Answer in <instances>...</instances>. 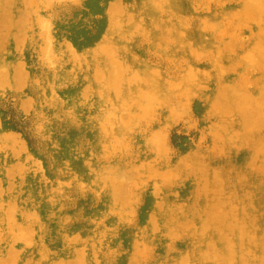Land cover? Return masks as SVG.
Instances as JSON below:
<instances>
[{
  "label": "rangeland",
  "instance_id": "obj_1",
  "mask_svg": "<svg viewBox=\"0 0 264 264\" xmlns=\"http://www.w3.org/2000/svg\"><path fill=\"white\" fill-rule=\"evenodd\" d=\"M44 1L0 0V264H264V0Z\"/></svg>",
  "mask_w": 264,
  "mask_h": 264
},
{
  "label": "bare ground",
  "instance_id": "obj_2",
  "mask_svg": "<svg viewBox=\"0 0 264 264\" xmlns=\"http://www.w3.org/2000/svg\"><path fill=\"white\" fill-rule=\"evenodd\" d=\"M8 1H9V0H8ZM40 1H41V0H40ZM43 1H44V0H43ZM47 1H48V0H47ZM52 1H54V0H52ZM52 1L49 0V2H47V4H48L49 6H50V4L52 5V3H50V2H52ZM151 1H152V0H151ZM153 1H154V0H153ZM259 1H260V0H259ZM18 2H19V1H18ZM44 2L46 3V1H44ZM247 2H248V1H247ZM249 2H250V1H249ZM255 2H256V1H255ZM49 3H50V4H49ZM54 3H55V2H54ZM160 3H161V1H160ZM260 3H261V2H260ZM260 3H259V4H260ZM2 4H3V3H2ZM28 4H29V3H28ZM164 4H165V3H164ZM169 4H170V3H169ZM246 4H247V3H246ZM246 4H245V5H246ZM255 4H256V3H255ZM261 4H262V3H261ZM261 4H260V5H261ZM54 5H55V4H54ZM157 5H158V4H157ZM250 5L252 6V3H251ZM251 6H249V8H250ZM256 6H257V5H256ZM256 6H255V7H256ZM25 7H26V6H25ZM160 7H161V6H160ZM244 7H245V6H244ZM51 8H52V7H51ZM117 9H118V8H117ZM117 9H116V10H117ZM257 9H258V7H257ZM262 9H263V11H264L263 6H262ZM262 9H261V10H262ZM1 10H3V9H1ZM1 10H0V11H1ZM4 10H5V9H4ZM164 10H165V9H164ZM261 10H260V13H261V14H264L263 11H261ZM37 11H40V9H38ZM162 11H163V9H162ZM251 11H252V10H251ZM116 12H117V11H116ZM172 12H173V11H172ZM118 13L120 14V12H118ZM256 13H257V12H256ZM256 13H255V15H256ZM27 14H28V13H27ZM38 14H39V13H37V17L39 16ZM174 14H175V13H174ZM236 15H237V14H236ZM257 15H258V13H257ZM4 16H5V15H4ZM8 16H9V15H8ZM20 16H21V15H20ZM112 16H113V15H112ZM263 16H264V15H263ZM18 17H19V15H18ZM42 17H43V16H42ZM257 17H258V16H257ZM257 17H256V18H257ZM4 18H5V17H4ZM39 18H40V19H39ZM111 18H112V17H111ZM173 18H174V17H173ZM256 18H255V19H256ZM258 18H259V17H258ZM18 19H19V18H18ZM20 19H22V18L20 17ZM20 19H19V20H20ZM37 19H39V20L41 21L42 18L39 16ZM43 19H45V18H43ZM43 19H42V21L44 22ZM118 19H119V18H118ZM263 19H264V18H263ZM8 20H9V19H8ZM22 20L24 21V19H22ZM26 21H27V20H26ZM26 21H25V22H26ZM48 21H49V20H48ZM48 21H47V23H48ZM125 21H126V20H125ZM130 21H131V19H130ZM133 21H134V20H133ZM254 21H255V20H253V22H254ZM18 22H19V21H18ZM18 22H17V23H18ZM37 22H38V20L36 21V23H37ZM193 22H194V21H193ZM21 23H22V21H21ZM23 23H24V22H23ZM39 23H40V22H38V26H39ZM112 23H113V22H112ZM256 23H257V22H256ZM259 23H260V22H259ZM0 24H1V23H0ZM5 24H6V23H5ZM18 24H19V23H18ZM261 24H263V23H261ZM261 24H260V25H261ZM23 25H24V24H23ZM35 25H37V24H35ZM126 25H127V24H126ZM131 25H132V24H131ZM260 25H259V26H260ZM7 26H8V25H7ZM9 26H10V25H9ZM11 26H12V24H11ZM17 26H19V25H17ZM261 26H262V25H261ZM117 27H118V26H117ZM9 28H10V27H9ZM21 28H22V27H20V29H21ZM32 28H33V27H32ZM32 28H31V29H32ZM39 28H40V27H39ZM47 28H48V27H47ZM33 29H34V28H33ZM36 29H37V28H36ZM48 29H49V28H48ZM117 29H118V28H117ZM263 29H264V28H263ZM5 31H6V30H5ZM111 31H112V30H111ZM123 31H124V30H123ZM179 31H180V30H179ZM8 32H10V31H8ZM260 32H261V31H260ZM115 33H116V32H115ZM122 33H123V32H122ZM36 34H37V33H36ZM39 34H40V36H39V39H40V37H41V35H42L43 33H39ZM104 34H105V33H104ZM11 35H12V34H11ZM14 35H15V34H14ZM14 35H13V36H14ZM37 35H38V34H37ZM43 35H44V34H43ZM108 35H109V34H108ZM23 36H24V35H23ZM101 36H102V35H101ZM109 36H110V35H109ZM184 36H185V35H184ZM262 36H263V35H262ZM104 37H105V36H104ZM112 37H113V36H112ZM125 37H126V36H125ZM180 37H181V36H180ZM23 38H24V37H22V39H23ZM42 38H44V37H42ZM42 38H41V39H42ZM14 39H15V38H14ZM19 39H20V38H19ZM47 39H48V38H47ZM110 39H111V38H110ZM110 39H109V40H110ZM17 40H18V39H17ZM44 40H45V43L48 42V41H46V39H42V40H40V41L44 43ZM111 40H112V39H111ZM121 40H123V38H121ZM124 40H125V39H124ZM15 41H16V39H15ZM23 42H24V41H23ZM23 42H22V43H23ZM124 42H125V41H124ZM4 43H6V41H5ZM13 43H14V42H13ZM17 43H18V41H16V44H17ZM43 43H42V44H43ZM45 43H44V44H45ZM116 44H118V43H116ZM116 44H115V45H116ZM174 44H175V43H174ZM40 45H41V44H40ZM45 45H47V43H46ZM101 45H102V44H101ZM3 46H5V45H3ZM17 46H18V45H17ZM17 46H16V47H17ZM21 46H22V45H21ZM23 47H24V46H23ZM66 47H67V46H66ZM120 47H121V46H120ZM256 47H257V46H256ZM256 47H254V48H256ZM3 48H4V47H3ZM42 48H43V46H42ZM44 48H45V46H44ZM17 49H18V48H17ZM67 49H68V47H67ZM102 49H103V48H102ZM108 49H109V47H108ZM125 49H126V48H125ZM88 50H89V49H88ZM100 50H101V49H99V51H100ZM16 51H18V50H16ZM74 51H75V50H74ZM91 51H92V50H91ZM91 51H90V52H91ZM96 51H97V49H96ZM99 51H98V52H99ZM110 51H113V50H110ZM128 51H129V50H128ZM77 52H78V51H77ZM100 52H101V51H100ZM100 52H99V53H100ZM113 52H114V51H113ZM45 53H46V52H45ZM75 53H76V52H75ZM94 53H95V51H94ZM15 54H16V53H15ZM76 54H77V53H76ZM212 54H213V53H212ZM68 55H69V54H68ZM262 55H263V54H262ZM46 56H47V55H46ZM97 56H98V55H97ZM110 56H111V55H110ZM42 57H43V56H42ZM84 57H85V56H84ZM100 57H101V56H100ZM259 57H260V56H259ZM69 58H70V57H69ZM122 58H123V57H122ZM66 59H67V58H66ZM75 59H76V58H75ZM245 59H246V58H245ZM260 59H262V58H260ZM96 60H97V59H96ZM256 60H257V59H256ZM263 60H264V59H263ZM248 61L250 62V60H248ZM248 61L246 60V62H248ZM116 63H117V62H116ZM239 63H240V62H239ZM15 65H16V64H15ZM18 65H20V64H18ZM21 65H22V64H21ZM232 65H233V64H232ZM98 66H99V65H98ZM219 66H221V65H219ZM239 67H240V66H239ZM15 68H16V67H15ZM107 68H108V67H107ZM190 68H191V67H190ZM190 68H189V69H190ZM233 68H234V67H233ZM18 69H19V68H18ZM18 69L16 68L17 71H18ZM21 69H22V68H21ZM98 69H99V68H98ZM101 69H102V68H101ZM119 69H120V68H119ZM132 69H134V68H132ZM246 69H247V68H246ZM252 69H253V68H252ZM19 70H20V69H19ZM22 70H23V69H22ZM113 70H115V68H114ZM4 71H5V70H4ZM130 71H131V70H130ZM146 71H147V70H146ZM215 71H216V70H215ZM12 72H13V71H12ZM21 72H22V71H21ZM113 72H114V71H113ZM122 72H123V71H122ZM3 73H4V72H3ZM5 73H6V75H4V74H3V75L9 78V76H7V74H8L7 71H5ZM128 73H129V72H128ZM190 73H191V72H190ZM211 73H212V72H211ZM0 74H1V73H0ZM18 74H19V73H18ZM18 74H17V75H18ZM24 74H25V73H24ZM113 74H114V73H113ZM118 74H119V73H118ZM123 74H124V73H123ZM123 74H122V75H123ZM153 74H155V73H153ZM200 74H201V73H200ZM12 75H13V74H12ZM102 75H103V74H102ZM110 75H111V74H110ZM120 75H121V71H120ZM188 75H189V73H188ZM242 75H243V74H242ZM1 76H2V75H1ZM15 76H16V75H15ZM25 76H26V75H25ZM23 77H24V76H23ZM114 77H116V76H114ZM114 77H113V78H114ZM218 77H219V76H218ZM2 78H3V77H2ZM17 78H18V76H17ZM104 78H105V77H104ZM116 78H118V77H116ZM0 79H1V78H0ZM121 79H122V78H121ZM15 80H16V79H15ZM18 80H19V79H18ZM106 80H107V79H106ZM119 80H120V78H119ZM5 81H6V80H5ZM22 81H23V80H22ZM103 81H104V80H103ZM113 81H114V80H113ZM127 81H128V80H127ZM14 82H16V81H14ZM105 82H107V81H105ZM105 82H104V83H105ZM115 82H118V81H115ZM115 82H114V84H116ZM129 82H130V81H129ZM188 82H189V81H188ZM16 83H18V81H17ZM100 83H101V82H100ZM19 84H20V83H19ZM102 84H103V83H102ZM118 84H120V83H118ZM118 84H117V85H118ZM165 84H166V83H165ZM8 85H9V84H8ZM24 85H25V84H24ZM117 85H115V86L113 85V88H115V87L117 88ZM188 85H189V84H188ZM221 85H222V84H221ZM234 85H235V84H234ZM109 86H110V82H109ZM119 87H120V86H119ZM119 87H118V88H119ZM17 88H18V87H17ZM108 88L110 89V87H108ZM116 88H115V89H116ZM18 89H19V88H18ZM224 89H225V88H224ZM98 90H99V88H98ZM99 91H100V90H99ZM230 91H231V90H229V92H230ZM235 91H236V90H235ZM96 92H97V91H96ZM219 92H220V90H219ZM234 93H235V92H234ZM84 94H85V93H84ZM100 94H101V93H100ZM218 94H219V93H218ZM227 94L229 95V93H227ZM143 95H144V94H143ZM143 95H142V96H143ZM220 95H221V94H220ZM224 95H225V94H223V96H224ZM238 95H239V94H238ZM230 96H231V95H230ZM149 97H150V96H149ZM224 97H226V96H224ZM224 97H223V100L225 99ZM246 97H247V96H246ZM246 97H245V98H246ZM141 98H143V97H141ZM226 98H228V96H227ZM237 98H238V97H237ZM243 98H244V97H243ZM144 99H145V97H144ZM228 99H231V98H228ZM246 99H248V98H246ZM246 99H244V100H246ZM241 100H242V99H241ZM227 101H228V100H226V103H227ZM237 101H238V100H237ZM241 103H242V102H241ZM241 103H239V105H240ZM244 105H245V104H244ZM250 105H251V104H250ZM227 106H228V105H227ZM240 106H241V105H240ZM112 108H114V107H112ZM247 108H248V107H247ZM250 108H251V107H250ZM250 108H249V109H250ZM230 111H231V110H230ZM233 111H234V110H233ZM236 111H237V110H236ZM242 111H243V110H242ZM249 111H250V110H249ZM249 111H248V113H249ZM224 113H225V112H224ZM224 113H223V114H224ZM241 113H242V112H241ZM241 113H240V114H241ZM108 116H109V115H108ZM230 116H231V115H230ZM244 116H245V114H244ZM258 118H259V117H258ZM76 121H77V120H76ZM115 122H116V121H115ZM223 122H224V121H223ZM223 124H224V123H223ZM117 126H118V125H117ZM101 127H102V126H101ZM103 127H104V126H103ZM103 127H102V128H103ZM104 130H105V129H104ZM104 130H103V131H104ZM105 131H106V130H105ZM104 133H105V132H104ZM112 133H113V132H112ZM229 140H230V139H229ZM29 167H30V166H29ZM105 168H106V167H105ZM104 171H105V170H104ZM105 172H107V171H105ZM109 173H110V171H109ZM126 202H127V201H126ZM128 203H129V202H128ZM126 204H127V203H126ZM129 204H130V203H129ZM202 235H203V234H202ZM132 257H133V256H132ZM175 262H176L177 264H187V263H188V256L185 257V258H184V257H182V258L177 257L176 260H175Z\"/></svg>",
  "mask_w": 264,
  "mask_h": 264
}]
</instances>
